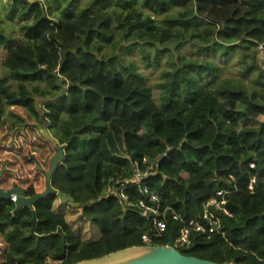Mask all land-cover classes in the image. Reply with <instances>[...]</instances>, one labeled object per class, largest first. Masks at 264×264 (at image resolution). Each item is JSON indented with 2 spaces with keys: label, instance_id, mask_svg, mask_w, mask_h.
<instances>
[{
  "label": "trees",
  "instance_id": "16d2710c",
  "mask_svg": "<svg viewBox=\"0 0 264 264\" xmlns=\"http://www.w3.org/2000/svg\"><path fill=\"white\" fill-rule=\"evenodd\" d=\"M6 16L20 36L0 28V159L14 132L40 137L36 129L45 126L64 148L50 185L73 198L78 206L71 208L99 237L82 240L54 212L52 194L34 206V234L32 211L12 213L14 203L3 200L1 264H76L142 246L148 220L104 189L109 177L131 178L143 158L153 165L145 184L185 220L198 218L217 190L227 191L229 215L217 213L219 233L191 231L179 253L264 264V70L256 62L264 0H13ZM183 46L196 56L186 57ZM134 49L146 68L164 58L157 83L125 58ZM237 51L238 77L221 76V64ZM40 139L9 162L15 172L4 168L0 188L44 191L55 151ZM126 194L140 197L135 188ZM179 227L167 220L154 244L175 241Z\"/></svg>",
  "mask_w": 264,
  "mask_h": 264
},
{
  "label": "built area",
  "instance_id": "2783aa9c",
  "mask_svg": "<svg viewBox=\"0 0 264 264\" xmlns=\"http://www.w3.org/2000/svg\"><path fill=\"white\" fill-rule=\"evenodd\" d=\"M142 164L143 167L136 163L133 165V175L129 179L109 177L106 181L104 196L115 197L124 209H138L141 215L148 220L150 232L141 235L143 245H156L155 240L161 237L167 228V220L180 225L176 239L173 241L176 247L188 243L191 231L201 234L219 233L220 222L217 213L229 215L225 207L227 191L217 190L211 200L201 204L198 218L185 220L171 206L163 204L158 195L145 184V181L152 176L153 165L146 158L142 159ZM129 188L137 190L140 195L139 199L134 201L130 199V196L126 194ZM247 188L251 189V183ZM10 200L14 203L15 196Z\"/></svg>",
  "mask_w": 264,
  "mask_h": 264
},
{
  "label": "rangeland",
  "instance_id": "374dc122",
  "mask_svg": "<svg viewBox=\"0 0 264 264\" xmlns=\"http://www.w3.org/2000/svg\"><path fill=\"white\" fill-rule=\"evenodd\" d=\"M12 1L13 0H0V28H4V34L8 36H14L16 38L20 36L17 31L18 24L15 21L7 20V16H6L9 9V5L11 4ZM29 1L33 2L35 0H29ZM179 51L182 52L186 57L196 56L193 50L188 46L180 47ZM4 54L5 51L0 48V60L4 56ZM239 54L240 52L237 51L236 53L232 54L224 64H221L222 67V71L220 73L221 76L238 77L239 66L236 64V61L237 58L239 57ZM125 58L132 59L133 61L136 62L137 69L139 67V71H141L147 77L148 82L150 84L157 83L160 80L159 73L160 70L163 68L162 65L164 62V58L160 60L159 65L155 68H149V67L146 68L145 66H143L141 62V55L136 49L132 50L131 54L126 55ZM209 59L212 58L209 57ZM256 62L260 66V68L264 70V45L259 46L257 48ZM5 75L6 72L0 66V77H3ZM154 95L155 96L157 95L156 91L154 92ZM41 127L38 126L36 129L38 134H40L39 130ZM29 128H31V126H29ZM5 133L6 130L2 129L0 131V138ZM40 137L42 136L40 135ZM40 137H38L37 134L35 133H30L26 128L14 132L12 135V142L11 144L8 145L9 155L6 158L0 159L2 167L15 172V169L10 168L9 162L13 159V157L17 156V154H19L22 149L29 147L32 148V150H34V148L39 147L42 144ZM53 210L55 213L62 214L65 217V220L67 221L70 228L82 240L94 241L99 237V232L97 228L81 216L79 209L71 208L68 204L60 203L59 199L57 198L54 201ZM4 249H5V244L3 240L0 238V264L2 262Z\"/></svg>",
  "mask_w": 264,
  "mask_h": 264
},
{
  "label": "water",
  "instance_id": "95a60500",
  "mask_svg": "<svg viewBox=\"0 0 264 264\" xmlns=\"http://www.w3.org/2000/svg\"><path fill=\"white\" fill-rule=\"evenodd\" d=\"M198 1V0H195ZM42 137L48 141L55 151V154L49 161V169L45 172V189L39 194L33 196H26L24 191L13 186L7 191L0 189V201L10 200L11 197L15 196L14 210L15 213L19 209L28 208L32 211V217L30 220L31 224V234L33 233L34 225L36 222L34 206L40 200L46 198L48 195L52 194L56 196L60 203L68 204L70 207H77L78 204L74 203L73 198L70 195H65L60 191L53 189L50 185V180L57 170L58 166L62 164L64 159V148L58 145L56 140L53 139L46 129L42 126L39 130ZM4 167L0 171V175L3 173ZM76 264H225L216 263L208 260L198 259L192 256H185L179 253L174 245L172 239H169L167 244L161 245H142V246H132L122 250H118L107 255L90 259L83 260Z\"/></svg>",
  "mask_w": 264,
  "mask_h": 264
},
{
  "label": "flooded vegetation",
  "instance_id": "af4514ba",
  "mask_svg": "<svg viewBox=\"0 0 264 264\" xmlns=\"http://www.w3.org/2000/svg\"><path fill=\"white\" fill-rule=\"evenodd\" d=\"M13 186H15L14 184L11 186V187H9V188H6V189H4V188H0L1 190H3V191H7V190H9V189H11ZM23 190V189H22ZM24 191V190H23ZM24 193H25V191H24ZM26 195V194H25Z\"/></svg>",
  "mask_w": 264,
  "mask_h": 264
}]
</instances>
